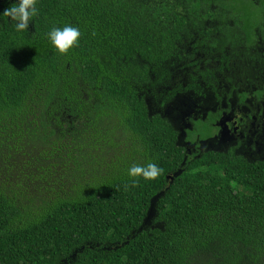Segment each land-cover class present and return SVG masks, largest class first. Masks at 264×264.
Here are the masks:
<instances>
[{
  "label": "trees",
  "instance_id": "obj_1",
  "mask_svg": "<svg viewBox=\"0 0 264 264\" xmlns=\"http://www.w3.org/2000/svg\"><path fill=\"white\" fill-rule=\"evenodd\" d=\"M36 8L31 31L0 30V264H264V163L211 153L182 166L147 103L181 16L158 25V0ZM66 25L81 35L62 55L48 33ZM148 162L162 174L125 191Z\"/></svg>",
  "mask_w": 264,
  "mask_h": 264
},
{
  "label": "flooded vegetation",
  "instance_id": "obj_2",
  "mask_svg": "<svg viewBox=\"0 0 264 264\" xmlns=\"http://www.w3.org/2000/svg\"><path fill=\"white\" fill-rule=\"evenodd\" d=\"M17 2L0 0V30L15 25L2 13ZM158 10V25L181 16L185 26L148 100L172 126L182 166L211 153L264 163V0H158Z\"/></svg>",
  "mask_w": 264,
  "mask_h": 264
},
{
  "label": "clouds",
  "instance_id": "obj_3",
  "mask_svg": "<svg viewBox=\"0 0 264 264\" xmlns=\"http://www.w3.org/2000/svg\"><path fill=\"white\" fill-rule=\"evenodd\" d=\"M36 0H18L17 3L4 10L2 13L6 17H10L15 21L16 31L23 32L28 29L29 20L32 16L37 15ZM80 30L78 27L66 25L63 28L53 27L48 33V39L55 49L62 55L67 54L70 49L78 46L80 39ZM163 172V169L158 167L153 162H148L147 165L133 164L129 169V176L132 179V184H124V190H129L130 187L138 186L139 179L155 180Z\"/></svg>",
  "mask_w": 264,
  "mask_h": 264
},
{
  "label": "water",
  "instance_id": "obj_4",
  "mask_svg": "<svg viewBox=\"0 0 264 264\" xmlns=\"http://www.w3.org/2000/svg\"><path fill=\"white\" fill-rule=\"evenodd\" d=\"M147 103H148V100H147ZM175 104H173V105H175ZM169 108H171V107H169ZM182 174H183V171L182 170H179V171L175 172L173 175H168L166 177V180H167L169 186L172 185L174 183V180L176 178L180 177ZM164 194H165V192H160V193H158L157 195H155L151 199V201H150V207L148 209L147 215H146V217H145V219L143 221V224L140 227V229H139L138 232H141L144 227L149 226L150 223L156 218V216H157L156 215L157 214V212H156L157 211V204H158V201L160 200V198L164 196Z\"/></svg>",
  "mask_w": 264,
  "mask_h": 264
}]
</instances>
